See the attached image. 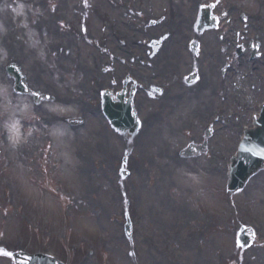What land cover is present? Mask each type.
<instances>
[{
  "label": "rangeland",
  "instance_id": "rangeland-1",
  "mask_svg": "<svg viewBox=\"0 0 264 264\" xmlns=\"http://www.w3.org/2000/svg\"><path fill=\"white\" fill-rule=\"evenodd\" d=\"M191 1L0 0V248L47 253L66 264H264V171L236 196L225 188L243 131L264 103L263 49L254 92H246L255 95L253 112L245 111L249 97L238 94V75L228 83L231 98L211 113L195 98L148 101L138 118L150 123L135 137L112 131L100 97L94 99L98 84L116 89L136 70L122 41L182 36L198 15L194 4L190 13ZM230 4L258 21L264 47V0L219 5ZM147 19L164 27L146 33L154 26ZM196 59L209 80L213 58ZM10 63L39 92L38 104L14 92L5 71ZM216 108L226 109L223 123L207 137L205 123ZM190 143H206L205 153L184 157ZM128 202L141 217L132 206L127 212ZM124 210L135 225L130 239ZM252 220L262 228L241 247L237 229ZM0 264L14 263L0 255Z\"/></svg>",
  "mask_w": 264,
  "mask_h": 264
},
{
  "label": "flooded vegetation",
  "instance_id": "flooded-vegetation-1",
  "mask_svg": "<svg viewBox=\"0 0 264 264\" xmlns=\"http://www.w3.org/2000/svg\"><path fill=\"white\" fill-rule=\"evenodd\" d=\"M207 2L208 0H203V3ZM220 2L221 0H217L213 6V10L218 11L215 13L220 17L224 15L216 28V34H195L196 38H207L208 44H201L198 41L200 51H193L191 43L188 46V35H183V44L179 48L180 50L174 52L175 41L169 37L161 50H146L153 52L149 58L148 55H144L146 51L139 45L140 51H137L139 54H137L136 60L129 62L130 65L136 67V70L128 71L132 76H128L126 70L122 71L123 75L125 73L127 77L124 75V80H121L119 91L125 92L127 96L133 92L134 98L138 101L156 100L162 105L179 104L183 100L189 103L192 98H195L196 102L203 101L202 106L207 111L209 107L212 109L216 104L223 105L231 98L228 91L224 92V90H228V83L233 79V76L238 75L240 78L242 77L241 81H243L239 83L240 92L238 94L242 93L245 100L249 97L248 101H252L255 95L252 96L250 93L247 95L246 92H254L253 74L257 68V60L253 57L255 43L259 44V49H264L261 46L260 35L250 31V28L253 27L257 29L253 23L243 28V22L241 23V19L238 18V10L228 7V5L227 7L219 5ZM177 53L180 56L185 55L189 61L185 60L181 64L180 57H176ZM193 53H198L199 57L202 55L203 60L207 57L213 58L215 65L210 67L209 80L200 70L199 60H197L199 57L196 59L197 61H193L191 57ZM211 79H216V81L213 83ZM225 79L226 84L224 85ZM208 91L209 93H207ZM197 111L200 112V109Z\"/></svg>",
  "mask_w": 264,
  "mask_h": 264
},
{
  "label": "water",
  "instance_id": "water-1",
  "mask_svg": "<svg viewBox=\"0 0 264 264\" xmlns=\"http://www.w3.org/2000/svg\"><path fill=\"white\" fill-rule=\"evenodd\" d=\"M11 71V70H9ZM16 78V91L27 93V89L22 83L23 76L16 68L10 72ZM129 115V110L126 111ZM252 138V139H251ZM264 166V114L257 123V130L251 135H247L244 145H241L238 155L232 160L230 169V180L228 189L231 193L242 189L246 181ZM16 264H56L40 257H25L14 255Z\"/></svg>",
  "mask_w": 264,
  "mask_h": 264
},
{
  "label": "snow or ice",
  "instance_id": "snow-or-ice-1",
  "mask_svg": "<svg viewBox=\"0 0 264 264\" xmlns=\"http://www.w3.org/2000/svg\"><path fill=\"white\" fill-rule=\"evenodd\" d=\"M87 6V5H86ZM34 96H38L39 94L38 93H33ZM47 99H51L50 97H48ZM0 255H11V253H5L3 252V250H0Z\"/></svg>",
  "mask_w": 264,
  "mask_h": 264
},
{
  "label": "bare ground",
  "instance_id": "bare-ground-1",
  "mask_svg": "<svg viewBox=\"0 0 264 264\" xmlns=\"http://www.w3.org/2000/svg\"><path fill=\"white\" fill-rule=\"evenodd\" d=\"M215 162H214V164H215V166H219L220 164L218 163L219 161H218V158H216L215 160H214Z\"/></svg>",
  "mask_w": 264,
  "mask_h": 264
}]
</instances>
